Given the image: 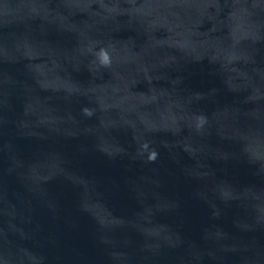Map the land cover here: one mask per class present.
<instances>
[{
  "label": "water",
  "instance_id": "95a60500",
  "mask_svg": "<svg viewBox=\"0 0 264 264\" xmlns=\"http://www.w3.org/2000/svg\"><path fill=\"white\" fill-rule=\"evenodd\" d=\"M0 264H264V0H0Z\"/></svg>",
  "mask_w": 264,
  "mask_h": 264
},
{
  "label": "clouds",
  "instance_id": "9594fccd",
  "mask_svg": "<svg viewBox=\"0 0 264 264\" xmlns=\"http://www.w3.org/2000/svg\"><path fill=\"white\" fill-rule=\"evenodd\" d=\"M103 63H104V64H108V63H110L109 58H108V56H107L106 54H105L104 57H103ZM85 111L87 112V110H85ZM88 114H90V113H88ZM150 159H152V160L155 159V153H153V155L150 157Z\"/></svg>",
  "mask_w": 264,
  "mask_h": 264
}]
</instances>
